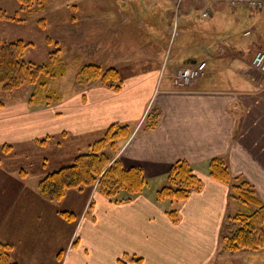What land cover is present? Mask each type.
<instances>
[{
	"label": "crops",
	"instance_id": "obj_1",
	"mask_svg": "<svg viewBox=\"0 0 264 264\" xmlns=\"http://www.w3.org/2000/svg\"><path fill=\"white\" fill-rule=\"evenodd\" d=\"M125 1L129 4L113 7L107 25L116 28L117 45L118 33H125L130 43L140 41L139 51L130 50L117 65L108 61L103 67L100 60L113 58L114 46L101 55L99 44L86 63L116 68L123 80L119 90L76 81L75 94L43 107L30 100L2 102L0 242L11 246L17 264H137L138 259L139 264H264L260 251L232 254L224 249L222 238L233 228L231 215L242 210L230 186L209 175L210 162L221 158L231 175L247 180L264 202V74L251 64L255 52L264 50V8L239 6L249 11L246 20L230 0H209L210 16L202 18L192 0H156L148 6ZM179 8L172 54L165 49L167 29ZM127 9L140 14V31L130 20L133 13L122 20L120 12ZM200 61L207 63L201 78L186 88L175 85L178 69ZM153 109L157 126L140 128ZM114 123L133 127L117 158L125 168L142 169L144 191L119 200L94 187L69 190L60 202L45 200L40 180L71 165ZM181 161L191 165L203 189L183 202L160 201L158 190ZM36 170L37 183L29 186V171ZM172 210L179 213L178 223L168 215Z\"/></svg>",
	"mask_w": 264,
	"mask_h": 264
},
{
	"label": "trees",
	"instance_id": "obj_2",
	"mask_svg": "<svg viewBox=\"0 0 264 264\" xmlns=\"http://www.w3.org/2000/svg\"><path fill=\"white\" fill-rule=\"evenodd\" d=\"M19 2L24 8H31L36 3L40 4V0H19ZM0 19L10 18L0 9ZM48 43H52L51 39H48ZM30 45L23 40L0 41V91L10 93L31 84H37L43 89L52 80L65 75L66 70L61 65L60 49L49 54L48 64L37 65L23 59ZM76 81L85 86L98 82L113 90H119L123 84L116 68L104 69L96 63L82 66L76 74ZM59 99L61 97L48 96L46 104ZM1 106H3L2 102H0ZM157 124L158 115L153 109L147 114L140 128L153 129ZM133 132L131 125L121 123L110 125L104 135L91 144L86 153L78 155L71 165L53 171L41 179L38 184L40 195L47 201L60 202L69 190L83 191L94 187L109 199H116L121 192L128 193V197L123 200H130L133 196L141 194L147 186V179L142 169L125 168L117 158ZM8 148L10 146L6 149ZM209 175L230 186L231 198L242 210L231 215L233 228H230L222 238L224 249L230 253L264 249V202L259 199L254 187L245 179L233 177L226 162L221 158H215L210 162ZM203 184L189 163L177 162L169 172L168 184L158 190L157 197L160 201L183 202L193 192L202 190ZM247 206H249L247 211L242 209ZM62 215L67 219L74 217L70 213ZM168 215L173 223L179 222L177 210L169 211ZM135 261L137 264L142 262L141 259ZM120 263L124 264L122 261ZM0 264H17L11 258V246L2 242H0Z\"/></svg>",
	"mask_w": 264,
	"mask_h": 264
},
{
	"label": "rangeland",
	"instance_id": "obj_3",
	"mask_svg": "<svg viewBox=\"0 0 264 264\" xmlns=\"http://www.w3.org/2000/svg\"><path fill=\"white\" fill-rule=\"evenodd\" d=\"M131 1H133V3L137 2L135 4L141 3L145 6H148L149 3H157L156 0ZM168 2L169 1H165V4ZM178 2H180V0H178ZM181 2L183 3L184 1L181 0ZM192 2L201 9L204 5H208L209 0H203V4H199L194 0H192ZM123 3L129 4V2L125 0H40V4L36 3V5L31 8H24L19 0H0V9L10 18L0 19V41L13 42L23 40L26 43H30L31 45L26 49L23 59L26 62L35 63L37 65L48 64L50 62L49 54L56 49H60L62 55L61 65L66 70L63 77L52 80L49 85L43 89L37 84H31L25 85L10 93L0 91V102L8 105L14 102L20 103L30 100L33 101L35 106L43 107V104H46V98L48 96L67 97L75 94L77 90L76 74L82 66L94 59L95 51L99 44L102 45V49L100 50L102 53L101 55L109 53V50H104L105 48L114 46V57L100 60L99 63H101L103 67L108 61L114 62V64L111 65H117L118 63L116 61H120L122 56L126 55L130 50L134 52L135 50L133 51V49L138 47L136 51H139L140 41H137V43H130L129 41L131 38L125 33H123L125 36H122L123 34L119 35L118 33L117 36H120L119 40L121 41L119 43L120 45H117L118 43H116L115 38H113L116 37V35L113 34L116 28H109V25H107L108 22L111 23L113 21L111 20L113 17V7H115L116 4L119 6L123 5ZM237 10L242 18L244 17L246 20H249L251 17L249 11H245L244 7H239ZM128 11L130 12L128 9L126 12L119 11L123 14L124 18L126 17L122 20L126 21V19H128ZM163 11L166 10L163 9ZM177 11L178 9L175 11V18ZM181 11L182 9H180L178 13L179 16H181ZM130 13H133L130 20L133 21L132 25L134 30L140 31V14L134 10ZM122 14H119V17H121ZM252 17H255V15ZM98 18L100 20H98ZM84 21H86V24L83 23ZM95 22H98V25H95ZM101 22L102 24H100ZM120 23L124 24L125 22ZM173 26L169 27V30L167 29L169 41L165 46L167 52L170 51L172 54L173 49H177L176 44L173 45V47L172 44L174 39H177L180 31V27L178 26L177 34L175 35V28ZM129 30H131V27L128 29V33H131ZM136 36L138 37V35ZM48 39H51V44L48 43ZM156 47L155 45V48ZM140 52L144 51L140 50ZM36 177L37 170L36 172L29 171L27 179L29 181V186H33L37 183ZM125 197H128L127 192H121L117 195V199L119 200ZM248 207L249 206L243 207L242 209L247 211L249 209ZM255 251L262 252V257L264 258V249ZM249 252L252 253L250 250H240L232 254Z\"/></svg>",
	"mask_w": 264,
	"mask_h": 264
},
{
	"label": "built area",
	"instance_id": "obj_4",
	"mask_svg": "<svg viewBox=\"0 0 264 264\" xmlns=\"http://www.w3.org/2000/svg\"><path fill=\"white\" fill-rule=\"evenodd\" d=\"M181 1V0H180ZM199 4H203V0H194ZM217 1V0H210ZM241 5H247L254 11L262 10L264 8V0H230V6L232 8L239 7ZM180 12V8L177 11L176 18L173 23V27L175 28V35L177 34L178 29V20ZM210 12L208 10V6H203L201 8V17L209 18ZM252 66L262 72L264 74V50H257L252 58L251 62ZM207 68V63L205 61H200L197 64L189 67H183L178 69L174 75V83L180 88L189 87L193 81L201 78L205 74V70Z\"/></svg>",
	"mask_w": 264,
	"mask_h": 264
}]
</instances>
